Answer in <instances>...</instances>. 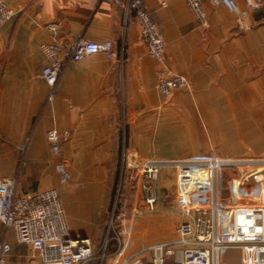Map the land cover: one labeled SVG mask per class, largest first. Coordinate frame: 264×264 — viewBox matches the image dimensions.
Instances as JSON below:
<instances>
[{
	"label": "crops",
	"instance_id": "1",
	"mask_svg": "<svg viewBox=\"0 0 264 264\" xmlns=\"http://www.w3.org/2000/svg\"><path fill=\"white\" fill-rule=\"evenodd\" d=\"M3 1L16 14L0 24V178L19 176V193L58 188L73 235L97 246L125 158L129 177L142 182L150 159L264 156V0L256 8L234 0L245 14L204 0L205 22L185 0H143L164 36V64L149 57L126 0ZM53 23L56 32L47 29ZM79 36L111 41L116 55L67 62L52 101L42 46ZM163 69L187 76L191 86L167 99L158 88ZM52 127L71 132L61 146L72 173L65 184L47 140ZM173 180L175 170L162 172L163 187ZM146 195L140 188L136 203L145 204ZM162 208L132 218L125 255L176 236ZM4 241L12 246L4 264H42L0 220Z\"/></svg>",
	"mask_w": 264,
	"mask_h": 264
},
{
	"label": "built area",
	"instance_id": "2",
	"mask_svg": "<svg viewBox=\"0 0 264 264\" xmlns=\"http://www.w3.org/2000/svg\"><path fill=\"white\" fill-rule=\"evenodd\" d=\"M221 1L232 11L246 13L239 10L234 0ZM245 1L251 8L258 7L256 0ZM185 2L198 20L206 21L204 0ZM126 9L134 12L140 24L141 39L149 57L164 64V36L144 1L126 0ZM15 14V9L0 0V24ZM58 27L59 24L53 23L47 29L56 32ZM42 49L46 57L42 76L52 101L67 62H81L95 54L110 59L116 55L111 41H90L80 36L68 43L55 40L44 44ZM190 86V80L183 74L168 69L160 72L158 88L167 99L175 89ZM70 137L69 130L57 127L47 132L51 150L58 156L55 171L62 184L72 180V173L61 157L62 143ZM168 169L176 172L175 202L181 220L176 236L134 254L125 255L129 229L121 215L113 213L102 248L98 249L92 238L72 234L58 188L19 193L22 185L19 176L0 178V220L14 231L19 243L39 252L42 264H225L222 254L230 250L240 252L241 264H264V156L147 160L143 168L147 195L144 206L134 211L135 218L157 209L160 196L156 182ZM224 170L234 171L237 174L234 180L238 182L227 199H223L220 191ZM246 193L251 196L245 197ZM110 241L117 246L112 253L107 251ZM11 250L9 242H0V264L6 262Z\"/></svg>",
	"mask_w": 264,
	"mask_h": 264
},
{
	"label": "rangeland",
	"instance_id": "3",
	"mask_svg": "<svg viewBox=\"0 0 264 264\" xmlns=\"http://www.w3.org/2000/svg\"><path fill=\"white\" fill-rule=\"evenodd\" d=\"M126 158L125 161L121 163L119 166L117 172H116V178L114 180V185L110 189V206L108 207L107 214L104 216L102 228L99 231L98 235L95 236V240L97 243V248H102V245L104 243L105 236L107 234V228L108 224L110 222L111 217L113 216H122V220H125L126 226L129 229V236L127 238V247L130 244L129 238L131 240L133 236V221L132 218L133 213L136 209H140L144 206V203L137 204L136 203V192L141 188L143 191H145L144 185L146 183V177L144 178V181L138 182V180L132 178V176L127 174L125 166H126ZM123 164V165H122ZM123 166V167H122ZM122 167V168H121ZM171 171V169H168ZM161 177V175H160ZM237 177V174L234 171L231 170H224L222 172V175L220 177V191L223 199H227L231 196L233 192L234 185L236 184L235 178ZM175 179V176H174ZM173 184L166 185L168 187H163L162 182L160 180L156 182V189L157 193L160 197H164L165 201L163 203H158V207L164 209V212L167 213L168 216L174 218V228L175 233L178 226V207L175 202L176 198V185ZM174 185V186H173ZM246 196H251V194L246 193L244 194ZM252 195H254L252 193ZM115 209V212H114ZM118 228H116L117 230ZM113 232V231H112ZM114 233V232H113ZM111 234V237L114 236V234ZM176 235V234H175ZM174 235V236H175ZM175 238V237H174ZM172 238V239H174ZM171 239V240H172ZM161 242V241H159ZM155 243V242H154ZM153 244V243H151ZM101 250V249H100ZM240 252L237 250H230L226 254H222V261L225 264H241L240 260ZM113 260H110L112 262Z\"/></svg>",
	"mask_w": 264,
	"mask_h": 264
},
{
	"label": "trees",
	"instance_id": "4",
	"mask_svg": "<svg viewBox=\"0 0 264 264\" xmlns=\"http://www.w3.org/2000/svg\"><path fill=\"white\" fill-rule=\"evenodd\" d=\"M116 242L115 241H110L109 246H108V253H112L116 250Z\"/></svg>",
	"mask_w": 264,
	"mask_h": 264
}]
</instances>
